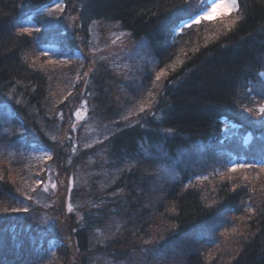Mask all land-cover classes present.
<instances>
[{"label":"trees","instance_id":"obj_1","mask_svg":"<svg viewBox=\"0 0 264 264\" xmlns=\"http://www.w3.org/2000/svg\"><path fill=\"white\" fill-rule=\"evenodd\" d=\"M238 4L173 30L210 0H0V105L12 109L0 138L52 152L53 201L27 209L49 214L47 239L11 245L42 179L29 160L0 158V264H264V0ZM106 29L146 61L126 93L106 68L108 83L86 89L96 108L83 122L95 116L107 137L85 145L77 81Z\"/></svg>","mask_w":264,"mask_h":264},{"label":"rangeland","instance_id":"obj_2","mask_svg":"<svg viewBox=\"0 0 264 264\" xmlns=\"http://www.w3.org/2000/svg\"><path fill=\"white\" fill-rule=\"evenodd\" d=\"M211 4H212V0H210V5ZM57 11L56 14L58 13ZM72 14H70L71 20L70 19L69 20L71 21V23L75 24L77 16L74 14V12ZM221 14H224V9L218 8L216 14L211 18H214ZM73 29L77 30L76 26H74ZM95 33L96 34H93L94 38L91 39L90 44L86 48L87 49L86 52H88L87 53L88 60L86 61L87 64L85 66L84 74L77 81L80 88L79 93L82 94V98L80 99L81 100L80 102L81 104L83 103L82 108L84 110L81 111L79 109L77 112L79 113V115H77L76 113L77 118L82 119V120L80 119L81 121L78 122L76 125H78V127L81 129L79 142L83 144L85 143V145H90L95 141L100 142L107 137L105 134L101 132L102 126H99L101 124L99 123L98 119L95 118V116H93L94 119H89V120L86 119L83 122L84 120L83 118L87 116L88 118H90L91 111L95 110L96 108V105H94V101H93L94 99H96L95 93L91 92V94H88L86 93V89L90 86H95L97 80H99L100 83H103V85L108 83L107 77H103L105 74L103 68H106L107 69L106 71L109 70V72L113 75L114 77L113 81L117 83V86H112V88L110 89L114 93H117L116 91L126 93L127 91L124 90V88H126L125 85L128 83H133L134 85H136L137 79L135 80L133 79L135 77L134 75H136L135 71L137 68H139L140 66L139 63H143L146 61L145 59L146 55L144 49L142 48L141 43L134 41L127 35H124L119 31L109 30V29L103 31L96 30ZM80 45L82 46L81 43ZM94 72L96 74H94ZM93 75L98 76V78L95 79ZM117 80H119V83L117 82ZM11 111L12 109L10 107L8 108L6 107V105L3 104L0 105V134L2 132H7L12 128L11 127L12 119L10 118ZM20 119L22 120V117ZM17 132L21 133L24 137H26L30 133V128L28 129V127H25L23 128L22 131H17ZM8 145L10 144H8L3 140L1 141L0 138V158L5 156L10 159H17V160L27 159L32 163V166H34L32 170L35 171L36 175L38 173V170H40L39 171L40 174L38 173L39 175H41L39 176V179H42V181L40 182L41 188L39 189L41 191L40 194L31 193L30 195H28V197L22 199L21 202L24 204L26 209H29V207L31 206L28 203H32L33 201L35 204H37L40 207V209L44 208L48 210V207L53 203V201H48L46 196H44L46 195L44 190L45 189L47 190V187L49 186V183H47L48 181L47 182L45 181V174H46L45 162H47L48 159L45 153L51 156L52 152L51 151L44 152L42 149L37 150L35 148L28 149L29 145L27 144L25 145V141H23V139H17L15 140V143H13L11 146ZM59 201L60 200H58L57 202ZM43 211L45 210H42L41 212ZM37 214L38 213L35 210L34 211L28 210L21 213V215L18 216L17 220L19 222H22L20 232L24 233V235H22L23 238H21L20 235H19L20 237L13 235L14 238L11 242V245L20 243V240L22 239L38 241L41 244L47 239L48 234L45 233L46 231L43 229L42 223L40 222L42 220L44 223H47L48 221L50 222L48 216L49 214L47 213L46 215V213L45 214L42 213L43 218L41 217V220H39L40 214L38 215ZM12 219H14V217H12ZM37 222L40 224L38 225ZM7 229L8 228H3L2 230H0V235L1 236L6 235V233L8 232Z\"/></svg>","mask_w":264,"mask_h":264},{"label":"snow or ice","instance_id":"obj_3","mask_svg":"<svg viewBox=\"0 0 264 264\" xmlns=\"http://www.w3.org/2000/svg\"><path fill=\"white\" fill-rule=\"evenodd\" d=\"M204 3H207V0H204ZM224 9V14L227 15L230 12H239V4H238V0H212V4L208 7H204L203 10L201 11V13H199L198 15H188V19L187 20H181L179 24H175L173 26V30H176V28H186V27H191L192 24H199L201 22V20L206 19V18H211L212 16H214L216 14L217 9ZM57 9L60 11H63V7L58 3L57 4ZM240 19V16L238 15L235 19L231 20L229 25H225L226 27H228L230 29L231 26H235V24L238 22V20ZM33 29L31 28H25L24 31L25 32H31ZM35 31H39V28H36ZM161 75H164V73L162 72ZM160 79V76H157V80ZM151 95V94H150ZM141 111H143V106H141ZM258 112L261 114H264V106H261L258 109ZM77 115H79V113H77ZM45 155L47 156L48 159H51V156L48 155L47 153H45ZM245 167H253V165H244V164H236L233 165L229 171L231 172H235L238 169L241 168H245ZM53 188H55V184H53ZM46 190V189H45ZM24 211H27V209H23ZM69 210H71V207L69 208ZM14 211H19V209H14ZM249 211H252L251 209H249Z\"/></svg>","mask_w":264,"mask_h":264}]
</instances>
